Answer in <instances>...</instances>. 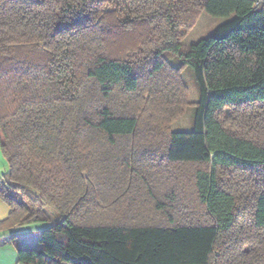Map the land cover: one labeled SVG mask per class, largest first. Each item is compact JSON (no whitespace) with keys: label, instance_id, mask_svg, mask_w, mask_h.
Instances as JSON below:
<instances>
[{"label":"trees","instance_id":"trees-1","mask_svg":"<svg viewBox=\"0 0 264 264\" xmlns=\"http://www.w3.org/2000/svg\"><path fill=\"white\" fill-rule=\"evenodd\" d=\"M0 152L16 264H264V0H0Z\"/></svg>","mask_w":264,"mask_h":264},{"label":"rangeland","instance_id":"rangeland-1","mask_svg":"<svg viewBox=\"0 0 264 264\" xmlns=\"http://www.w3.org/2000/svg\"><path fill=\"white\" fill-rule=\"evenodd\" d=\"M230 18H213L207 14L201 13L194 25V27L187 32L185 37L180 41L184 47H189L196 44L202 39L211 35L213 30L221 24L228 22ZM162 58L167 64L174 68L179 69V74L183 84L187 89V102L186 107L183 108L182 113L177 117L169 126L172 133L191 132L194 129V118L196 114L197 104L200 100V85L196 79L194 71L188 67L183 66L180 59L170 52H164ZM7 168L0 166V174L6 173ZM36 228H26L21 232L34 231ZM16 246L21 249H34L37 248V242L34 238H28L24 241H17Z\"/></svg>","mask_w":264,"mask_h":264},{"label":"crops","instance_id":"crops-1","mask_svg":"<svg viewBox=\"0 0 264 264\" xmlns=\"http://www.w3.org/2000/svg\"><path fill=\"white\" fill-rule=\"evenodd\" d=\"M0 166L4 169L7 168L6 162L4 161L1 152H0ZM9 208L8 206L0 200V222L4 221L8 216ZM27 228V227H26ZM28 229V228H27ZM25 230V227H14L9 230L1 231L0 236L12 235ZM25 240V239H24ZM20 240V241H24ZM16 245H6L0 246V264H16L17 255H16Z\"/></svg>","mask_w":264,"mask_h":264},{"label":"built area","instance_id":"built-area-1","mask_svg":"<svg viewBox=\"0 0 264 264\" xmlns=\"http://www.w3.org/2000/svg\"><path fill=\"white\" fill-rule=\"evenodd\" d=\"M261 2H263V0H258V3H261Z\"/></svg>","mask_w":264,"mask_h":264}]
</instances>
